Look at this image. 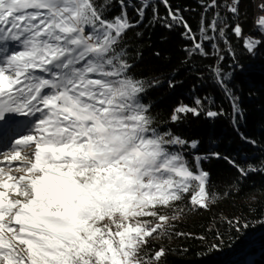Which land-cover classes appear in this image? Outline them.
Returning <instances> with one entry per match:
<instances>
[{
	"label": "snow or ice",
	"instance_id": "obj_1",
	"mask_svg": "<svg viewBox=\"0 0 264 264\" xmlns=\"http://www.w3.org/2000/svg\"><path fill=\"white\" fill-rule=\"evenodd\" d=\"M120 2L121 15L107 19L108 0H0V264H159L164 249H149L168 232L165 212L182 213L184 202L189 211L207 208L219 198L201 161L220 154L193 155L190 165L186 153L199 142L160 131L144 102L158 81L131 72L121 45L134 25ZM238 3L228 10L236 14ZM149 6L140 0L141 18ZM165 19L186 29L189 55H207V29L197 41L178 13L169 8ZM257 24L264 34V17ZM210 28L217 31L216 19ZM233 31L242 35L238 24ZM260 44L249 38L244 47L255 54ZM212 72L235 124L243 113L227 84L231 73ZM194 104L174 108L171 122L222 114L205 110L199 97ZM230 162L241 176L264 171ZM232 190L239 193V184ZM228 223L237 232L248 227Z\"/></svg>",
	"mask_w": 264,
	"mask_h": 264
},
{
	"label": "trees",
	"instance_id": "obj_2",
	"mask_svg": "<svg viewBox=\"0 0 264 264\" xmlns=\"http://www.w3.org/2000/svg\"><path fill=\"white\" fill-rule=\"evenodd\" d=\"M103 2L97 0L98 4ZM144 2L150 6L141 18L136 11L140 0H124L134 27L126 31L121 45L129 53L136 78L158 81L148 90L144 102L152 105L160 131L199 142L195 150L186 153L190 165H194L193 155L220 154L219 158L211 156L201 161L203 170L210 174V191L219 198L207 208L189 211L191 206L184 202L180 204L182 213L166 211L170 218L178 215V219L167 222L166 235L151 241L150 253L164 249L159 264H264V171L241 176L230 162L245 169L249 165L264 168V36L255 19V2L239 0L236 14L228 10L231 0H214L215 7L211 6L213 0ZM169 8L187 22L197 41L202 40L201 28L207 29L213 37L203 41L207 55H189L187 50L193 48L194 41L185 36L181 24L165 19ZM121 11L120 0H108L105 18L119 16ZM213 19L218 23L215 33L210 28ZM237 24L242 28L239 37L233 31ZM220 29L223 36L219 35ZM249 38L261 41L255 54L244 47ZM217 67L224 74L231 73L227 84L239 97L243 116H238L235 124L230 98L215 82L212 70ZM169 82L174 86L170 87ZM197 97L204 101L205 110L222 114L209 118L204 113L198 117L189 113L172 123L173 109L181 104L195 106ZM237 183L241 190L233 194L232 185ZM230 220L247 223L248 227L237 232L228 223ZM214 244L220 247L212 249Z\"/></svg>",
	"mask_w": 264,
	"mask_h": 264
},
{
	"label": "bare ground",
	"instance_id": "obj_3",
	"mask_svg": "<svg viewBox=\"0 0 264 264\" xmlns=\"http://www.w3.org/2000/svg\"><path fill=\"white\" fill-rule=\"evenodd\" d=\"M231 1H234V0H231ZM255 1V4H256V8H255V19L256 21H258V19L260 17H264V15L262 14V10H261V0H254ZM7 171V170H6ZM17 173L18 172H12L11 174L12 175H16L17 176ZM176 219H171L170 218V221H175Z\"/></svg>",
	"mask_w": 264,
	"mask_h": 264
},
{
	"label": "rangeland",
	"instance_id": "obj_4",
	"mask_svg": "<svg viewBox=\"0 0 264 264\" xmlns=\"http://www.w3.org/2000/svg\"><path fill=\"white\" fill-rule=\"evenodd\" d=\"M254 1V0H253ZM255 2V1H254ZM255 6H256V4H255ZM257 26H258V24H257ZM258 29H259V26H258ZM263 36H264V34H262ZM257 40H260V39H258V38H256ZM4 150L5 151H7L8 149L7 148H4ZM23 155H25V153H22V156ZM0 162H2V160H0ZM23 161L21 160V161H13L12 162V164H13V166H15V165H18V164H21ZM7 170V169H6ZM22 173H17V176H19V175H21ZM169 221H170V219H169Z\"/></svg>",
	"mask_w": 264,
	"mask_h": 264
},
{
	"label": "built area",
	"instance_id": "obj_5",
	"mask_svg": "<svg viewBox=\"0 0 264 264\" xmlns=\"http://www.w3.org/2000/svg\"><path fill=\"white\" fill-rule=\"evenodd\" d=\"M233 2L234 1H231V5L233 4ZM261 10H262V14L264 15V7H262V6H264V0H261Z\"/></svg>",
	"mask_w": 264,
	"mask_h": 264
}]
</instances>
